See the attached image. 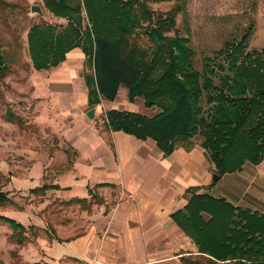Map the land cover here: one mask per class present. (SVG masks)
<instances>
[{
    "label": "trees",
    "instance_id": "obj_1",
    "mask_svg": "<svg viewBox=\"0 0 264 264\" xmlns=\"http://www.w3.org/2000/svg\"><path fill=\"white\" fill-rule=\"evenodd\" d=\"M44 1L54 16L67 23L42 22L29 29L33 69L56 67L79 48L85 56L90 107L103 100L114 101L120 87H125L130 102L142 98L147 109L159 110L151 117L108 110L104 116L107 130L151 139L165 155L178 146L192 147L193 139L200 137V146L220 179L241 171L246 163L263 161L264 48L249 49L253 24L240 38L228 40L204 56L201 69H197L189 38L177 29V17L186 16L189 0H174L169 10L161 13L151 4L170 0ZM7 61L0 48V80L9 70ZM6 119L24 124L11 110ZM48 189L69 188L50 184L31 192ZM188 191L192 193L188 204L172 217L196 243L199 254L183 256V264H264V214L207 192L198 194L194 188ZM89 195L90 199L76 197L62 203L90 211L102 202L97 192L89 190ZM5 205L15 206L0 189V206ZM0 222L12 231L17 245L40 237L37 227L27 228L12 217L0 215Z\"/></svg>",
    "mask_w": 264,
    "mask_h": 264
},
{
    "label": "crops",
    "instance_id": "obj_2",
    "mask_svg": "<svg viewBox=\"0 0 264 264\" xmlns=\"http://www.w3.org/2000/svg\"><path fill=\"white\" fill-rule=\"evenodd\" d=\"M37 71L34 73L45 78L35 94L61 100L60 117L67 124L63 137L69 149L77 153L74 165L57 181L62 188H69L59 191L63 200L88 198L89 190L96 189L98 196L104 197L100 206L93 207L85 231L67 234L70 229H63L57 230V238H38L50 244L72 245L70 253L57 264H167L198 255L196 243L172 217L188 204L191 188L264 214V159L258 165L246 163L241 171L211 185L214 165L201 141L190 148L178 146L165 155L151 139L141 140L122 130L109 131L104 120L100 128L91 123L100 115L97 106L101 104L89 106L81 49L70 51L58 66ZM127 101L136 100L130 102L127 95ZM124 104L116 102L108 110L129 111ZM86 107L95 108L92 119L83 117ZM112 199V206L107 207ZM68 238L72 239L65 241ZM37 259L56 264L46 254Z\"/></svg>",
    "mask_w": 264,
    "mask_h": 264
},
{
    "label": "rangeland",
    "instance_id": "obj_3",
    "mask_svg": "<svg viewBox=\"0 0 264 264\" xmlns=\"http://www.w3.org/2000/svg\"><path fill=\"white\" fill-rule=\"evenodd\" d=\"M173 4L174 0H170L151 4V7L161 13L168 11ZM34 5L41 8L42 14L31 11ZM263 11L264 0H189L186 16L181 14L177 17V29L189 38L195 67L201 69L204 56L220 49L226 41L240 38L250 24H253L254 31L249 49H263ZM82 16L85 19V12ZM42 22L54 25L67 23L66 19L54 16L44 0L0 2V48L9 66L0 80V189L15 204L0 206V215L12 217L27 228L33 225L39 229V236L49 239L51 235L52 238L60 236L58 231L63 229H70L67 234L85 231L91 222L93 207L100 206L104 197L99 196L101 204H94L90 211H84L78 205H64L60 190L31 192L43 185H60L57 183L60 175L70 169L77 159V153L69 149L63 137L67 124L60 117L61 100L56 101L46 94H35L37 85L45 77L34 73L39 71L33 69L30 62L27 33L34 24ZM124 101L127 110L139 112L142 109V113L149 117L159 111L147 109L142 98L129 103L125 87H120L114 102L105 100L108 106L116 102L122 105ZM105 102L97 106L100 115L91 121L97 128L103 127L108 111ZM89 109L86 107L83 111V117L88 120L86 112ZM8 110L21 117L24 124L7 121ZM193 141L199 143L201 138L195 137ZM112 203L113 199L107 207ZM27 234L30 235V232ZM11 235L12 231L0 222V264H47L43 259L38 261L42 254L48 255L57 264L65 253L68 255L73 249L72 245L60 242L50 244L39 240V237H30L23 245H17ZM189 256L194 258L197 255ZM167 264L183 263L180 260Z\"/></svg>",
    "mask_w": 264,
    "mask_h": 264
},
{
    "label": "water",
    "instance_id": "obj_4",
    "mask_svg": "<svg viewBox=\"0 0 264 264\" xmlns=\"http://www.w3.org/2000/svg\"><path fill=\"white\" fill-rule=\"evenodd\" d=\"M31 11L32 12H36L38 14H42L41 8L39 6H36V5H34V6L31 7ZM94 115H95V108L90 109L88 111V113H87V116L90 119H92L94 117ZM219 179H220V176L218 174L214 173L213 176H212V182L211 183L212 184H215Z\"/></svg>",
    "mask_w": 264,
    "mask_h": 264
},
{
    "label": "built area",
    "instance_id": "obj_5",
    "mask_svg": "<svg viewBox=\"0 0 264 264\" xmlns=\"http://www.w3.org/2000/svg\"><path fill=\"white\" fill-rule=\"evenodd\" d=\"M84 264H92L91 262H88V263H84ZM95 264H100L98 261L95 262Z\"/></svg>",
    "mask_w": 264,
    "mask_h": 264
}]
</instances>
